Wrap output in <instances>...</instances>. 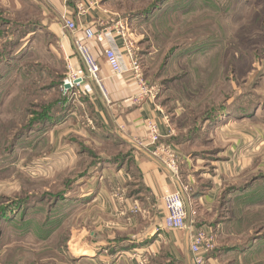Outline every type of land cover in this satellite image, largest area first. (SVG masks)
I'll use <instances>...</instances> for the list:
<instances>
[{
  "label": "rangeland",
  "instance_id": "rangeland-1",
  "mask_svg": "<svg viewBox=\"0 0 264 264\" xmlns=\"http://www.w3.org/2000/svg\"><path fill=\"white\" fill-rule=\"evenodd\" d=\"M44 1L0 0V264H105L87 246H137L162 230L160 201L134 168L123 180L99 164L132 146L102 138L84 90L62 93L71 36L50 29ZM95 1L134 36L173 128L187 224L214 241L208 264H264V0H166L144 15L157 0ZM209 188L203 207L194 194Z\"/></svg>",
  "mask_w": 264,
  "mask_h": 264
},
{
  "label": "crops",
  "instance_id": "crops-1",
  "mask_svg": "<svg viewBox=\"0 0 264 264\" xmlns=\"http://www.w3.org/2000/svg\"><path fill=\"white\" fill-rule=\"evenodd\" d=\"M88 1L89 0H45L43 3H45L47 7L42 13L44 17L51 21L49 25L50 29L58 35H60L62 30V25L59 23L60 18L66 15L74 19L78 27V33L81 36V30L92 26L97 27L99 23L106 24L110 20L109 13L107 11H101L98 6L91 8V10L87 12V16L81 19L77 18V6L79 4L86 5ZM61 40L66 47L69 57H71L73 68L76 71H83L84 67L76 54L72 40L70 38H62ZM89 47L94 55L98 57L100 77L102 78L105 96H103L95 86H92V93L84 95L89 106L93 110L94 118L103 124L108 132L115 133L125 144L132 146L130 168L127 169L130 170L134 168V171L141 176L145 189L148 190L155 199H159L160 205L158 208L160 220L162 221V230L159 232L154 230L148 237H145L146 240H143V238L138 239L136 241V243H138L137 246H134L131 250L119 249L114 255H110L105 249H100L101 251L99 252L98 248L87 246L86 250L89 254H86V257H89L91 260L98 258L105 264H110L109 259H113L114 257L117 258L113 261L114 264H128V259H130L131 264H138V261L135 260L136 255L149 260H153L154 257L164 256L165 264H193V258L189 252V240L191 234L196 230H194L193 226L182 231H171L166 229L164 227L166 212L160 200L163 193L167 190H179L181 192L180 185L182 181H186V178L182 177L180 173L179 179L173 178L162 164L150 155V148L142 149L135 144L136 140H145L148 137V122L153 123L157 127L160 135L159 143L161 144H166V140L172 137L174 133L173 128L165 122V116L160 110L156 100L149 98L139 103H134L132 101L137 94L135 83L128 78L112 74L109 67L98 53L103 46L89 43ZM228 154L229 152L227 151V155ZM224 161L225 173H229L231 170L230 164L232 162L230 160V155H228ZM218 168L221 169L219 166ZM124 169L125 168H119V170H116L118 177L123 180L129 178V172ZM216 191L217 189L209 188L207 191L195 192L194 196L201 206L208 207L216 199ZM140 192L141 190L134 188L130 198L132 197L135 201L139 202ZM137 212H140V210L137 209ZM130 251L134 252V258L128 253Z\"/></svg>",
  "mask_w": 264,
  "mask_h": 264
},
{
  "label": "built area",
  "instance_id": "built-area-1",
  "mask_svg": "<svg viewBox=\"0 0 264 264\" xmlns=\"http://www.w3.org/2000/svg\"><path fill=\"white\" fill-rule=\"evenodd\" d=\"M90 8L97 6L95 0H89L86 4ZM86 10L83 5L77 6V18L84 17ZM63 29L71 36L76 54L84 67V73L76 71L68 62L69 74L63 81L62 93H69L76 89L84 90V94L92 91L94 86L105 96L100 77V65L98 57L94 55L89 43L103 46L99 56L109 67L113 75L132 80L137 88V94L132 101L139 103L144 99H154V88L146 80L140 59L138 57L137 43L125 20L110 19L108 23H99L97 27H88L78 33V27L74 19L63 15L61 18ZM68 84L70 88L64 89ZM168 124L167 117H164ZM148 137L145 140H136L135 144L142 149L150 148V155L155 158L172 175L179 179V156L171 146L159 143L160 135L157 127L147 123ZM162 203L165 209L164 227L171 231H182L191 227L187 224L188 215L184 207L181 192L179 190H167L162 195ZM214 249V241L209 232L196 230L191 234L189 250L193 258V264H208L207 256Z\"/></svg>",
  "mask_w": 264,
  "mask_h": 264
},
{
  "label": "trees",
  "instance_id": "trees-1",
  "mask_svg": "<svg viewBox=\"0 0 264 264\" xmlns=\"http://www.w3.org/2000/svg\"><path fill=\"white\" fill-rule=\"evenodd\" d=\"M166 0H157L148 10L147 12L143 13L144 14H148L150 13L152 10L156 9L160 4L164 3ZM142 15V14H141ZM37 28H40V29H43L44 26H41V25H38ZM232 108L231 107H226L224 108V112H229ZM62 116L63 117V112H61ZM96 120V119H95ZM96 123L99 124L98 121H96ZM101 124V123H100ZM102 125V124H101ZM104 126V125H102ZM100 127V126H99ZM101 128V127H100ZM22 134L21 132L19 133V135ZM102 138L105 139V140H109V141H113L114 145H119V146H127V144H125L115 133H110L107 131V129H105V127L103 128V131H102V134H101ZM175 139H173L172 137H170L168 140H166V144H175L174 142ZM132 153V149H130V151L127 153V154H122L120 157H117V158H113V159H105V160H100L99 164L101 165H104V164H112L118 168H122V167H126V169L128 168L129 169V165H130V155ZM127 169V170H128ZM129 171V170H128ZM130 172V171H129ZM235 190V189H234ZM233 189H229L226 191L225 194H230L232 191H234ZM120 247H118L117 249L113 250L112 252L111 251H108V253L110 255H114L117 253V251L119 249H123V250H129L130 248H134V246H127V245H124V246H121L119 245ZM160 258L164 259V256H160Z\"/></svg>",
  "mask_w": 264,
  "mask_h": 264
},
{
  "label": "water",
  "instance_id": "water-1",
  "mask_svg": "<svg viewBox=\"0 0 264 264\" xmlns=\"http://www.w3.org/2000/svg\"><path fill=\"white\" fill-rule=\"evenodd\" d=\"M69 88H70V86H69L68 84H65V85H64V89H65V90H68Z\"/></svg>",
  "mask_w": 264,
  "mask_h": 264
},
{
  "label": "bare ground",
  "instance_id": "bare-ground-1",
  "mask_svg": "<svg viewBox=\"0 0 264 264\" xmlns=\"http://www.w3.org/2000/svg\"><path fill=\"white\" fill-rule=\"evenodd\" d=\"M77 252H83V251H81V250H78Z\"/></svg>",
  "mask_w": 264,
  "mask_h": 264
}]
</instances>
